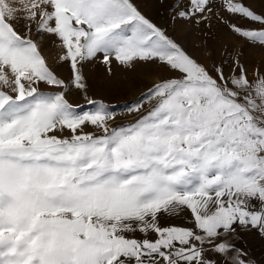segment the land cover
Returning <instances> with one entry per match:
<instances>
[{
  "label": "snow or ice",
  "instance_id": "1",
  "mask_svg": "<svg viewBox=\"0 0 264 264\" xmlns=\"http://www.w3.org/2000/svg\"><path fill=\"white\" fill-rule=\"evenodd\" d=\"M211 4L188 0L174 18L207 19ZM221 7L260 24L229 26L264 46V14L243 0ZM33 25L56 37L81 91L82 65L98 57L110 75L113 59L176 75L145 94L146 114L112 126L104 103L68 102ZM234 67L213 76L133 0H0V264H250L232 240L236 225L264 235V76ZM184 210L194 227L161 225Z\"/></svg>",
  "mask_w": 264,
  "mask_h": 264
},
{
  "label": "rangeland",
  "instance_id": "2",
  "mask_svg": "<svg viewBox=\"0 0 264 264\" xmlns=\"http://www.w3.org/2000/svg\"><path fill=\"white\" fill-rule=\"evenodd\" d=\"M133 2L146 18L165 30L166 34L180 45L186 54L204 66L213 76H216V68H223L225 74L228 75L238 71L234 67L236 62L247 69L251 65L254 66L258 59L264 58V46L249 43L235 34L229 25L235 23L237 26L254 30H261L262 26L243 18L232 17L222 10L221 0H212V12L205 14L207 19L197 16L190 20L174 18L178 10H183L187 6L188 0H133ZM243 3L255 13L264 14V0H243ZM17 30L22 35L24 34L23 21L18 23ZM32 38L40 45L41 53L49 67L58 78L70 85L65 98L74 109L77 112L92 111L95 104H89V100L96 103L102 102L108 107V111L115 114L114 120L110 122L112 126L134 122L146 114L154 106L155 101H145V94L157 83L176 75L169 71L166 65L159 62H138L135 67L128 68L119 65L114 59L111 61L110 75L107 66L102 63V57H98L83 63L81 70L85 78L86 91H81L71 86L70 63L60 61L63 50L57 47L56 37L38 35L33 25ZM41 90L63 91V89L51 88L43 84ZM141 101L144 103L138 113L129 112L132 105ZM84 130L94 131L92 126H86ZM63 135L70 136V133L66 130ZM160 223L162 226L194 227L193 218L188 210L182 211L179 216H161ZM235 228L236 234L232 242L238 248H242L243 252L245 247L241 245L247 247L245 259L250 264H263V256L256 253V247L261 246V243L255 238V229L245 230L238 225ZM242 231H248L247 240H241ZM136 238L142 239L143 237L137 234ZM148 238L154 240L156 237L149 235Z\"/></svg>",
  "mask_w": 264,
  "mask_h": 264
},
{
  "label": "crops",
  "instance_id": "3",
  "mask_svg": "<svg viewBox=\"0 0 264 264\" xmlns=\"http://www.w3.org/2000/svg\"><path fill=\"white\" fill-rule=\"evenodd\" d=\"M246 71H247V76H248V79L250 80V81H252V80H254L255 79V77H256V74L257 73H259L261 76H264V58H260V59H258L257 60V62H256V64L253 66V65H251L250 67H247V69H246ZM255 238L257 239V240H259L260 241V243H261V246H259V247H256L257 249H256V253L257 254H259L260 256H263L262 258H264V242H263V240H264V235H261V233H260V231H259V229H255ZM243 233H245V235H243ZM247 234H248V231H242L241 232V234H240V238H241V240L243 239V240H247L248 238V236H247ZM244 236H245V239H244ZM241 247H245V251H244V253H246V255H247V247L244 245H241ZM259 263V262H258ZM264 264V263H263Z\"/></svg>",
  "mask_w": 264,
  "mask_h": 264
}]
</instances>
